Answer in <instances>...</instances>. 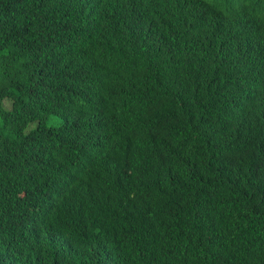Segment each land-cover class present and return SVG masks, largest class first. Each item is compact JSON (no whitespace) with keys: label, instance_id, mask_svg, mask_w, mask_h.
Wrapping results in <instances>:
<instances>
[{"label":"trees","instance_id":"trees-1","mask_svg":"<svg viewBox=\"0 0 264 264\" xmlns=\"http://www.w3.org/2000/svg\"><path fill=\"white\" fill-rule=\"evenodd\" d=\"M0 264H264V0H0Z\"/></svg>","mask_w":264,"mask_h":264},{"label":"clouds","instance_id":"clouds-1","mask_svg":"<svg viewBox=\"0 0 264 264\" xmlns=\"http://www.w3.org/2000/svg\"><path fill=\"white\" fill-rule=\"evenodd\" d=\"M4 104L6 105V108H7L8 106H7V102L6 101H3L2 102L3 107H4ZM201 110H202V107H201ZM34 125H35L34 122L33 123H30L29 126L27 127V129H29L30 127H34Z\"/></svg>","mask_w":264,"mask_h":264},{"label":"rangeland","instance_id":"rangeland-1","mask_svg":"<svg viewBox=\"0 0 264 264\" xmlns=\"http://www.w3.org/2000/svg\"><path fill=\"white\" fill-rule=\"evenodd\" d=\"M4 107L6 108V105L4 104Z\"/></svg>","mask_w":264,"mask_h":264}]
</instances>
